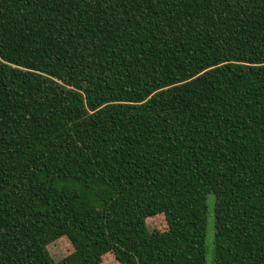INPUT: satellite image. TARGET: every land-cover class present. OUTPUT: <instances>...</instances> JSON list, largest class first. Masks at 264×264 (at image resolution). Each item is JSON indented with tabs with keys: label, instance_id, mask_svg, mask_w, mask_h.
Wrapping results in <instances>:
<instances>
[{
	"label": "trees",
	"instance_id": "obj_1",
	"mask_svg": "<svg viewBox=\"0 0 264 264\" xmlns=\"http://www.w3.org/2000/svg\"><path fill=\"white\" fill-rule=\"evenodd\" d=\"M209 194L264 264V0H0V264H207Z\"/></svg>",
	"mask_w": 264,
	"mask_h": 264
},
{
	"label": "rangeland",
	"instance_id": "obj_2",
	"mask_svg": "<svg viewBox=\"0 0 264 264\" xmlns=\"http://www.w3.org/2000/svg\"><path fill=\"white\" fill-rule=\"evenodd\" d=\"M214 194H209L208 204H209V214H208V226L205 239L206 245V258L207 264H215V220H214ZM154 227L158 230L167 229V225L163 216H158L151 220ZM74 248L70 244L69 240L64 238L49 246V251L56 260H60L63 257L69 255ZM103 264H117L114 255H107L103 259Z\"/></svg>",
	"mask_w": 264,
	"mask_h": 264
}]
</instances>
